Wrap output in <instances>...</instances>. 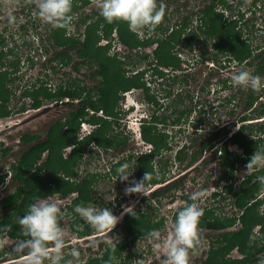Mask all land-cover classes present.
I'll list each match as a JSON object with an SVG mask.
<instances>
[{
  "label": "rangeland",
  "instance_id": "1",
  "mask_svg": "<svg viewBox=\"0 0 264 264\" xmlns=\"http://www.w3.org/2000/svg\"><path fill=\"white\" fill-rule=\"evenodd\" d=\"M209 0H157L158 7L163 5L165 13L163 16L160 25L164 28L165 34L170 32L171 29L175 28V23L180 22L184 17L190 20L183 30L181 38L186 34H190L192 31H197L200 33V30H197V25L200 22L199 16L201 14L200 8L207 4ZM216 5L217 11L222 12L224 17L233 15L234 18L240 14L243 15V18H250L253 21V27H245L243 29V36L252 35L253 43L264 45V27H260L264 20V0H256L255 4L251 3V0H217ZM99 0L87 4L83 7L82 11L88 12L92 8H98ZM226 3H229L231 7H226ZM254 5V8L252 6ZM90 8V9H89ZM236 12H238L236 14ZM236 14V15H234ZM78 14L72 15L71 22L69 27L65 28V37H71V35L76 32H81L83 27L82 25L76 24ZM264 24V23H263ZM50 23L43 20L38 15V9L36 7L35 0H0V34L3 35L7 42V47H11L15 50V53L20 56L19 70L16 73V78L9 83L12 94L9 97V108L14 112L8 118H0V173L5 175L3 183L0 184V197L6 196L11 190H13L15 182L10 181L9 173H6L8 170L9 163L16 160L20 155L23 148L27 145H22L19 142V137L25 132L36 133L40 136V139L46 137V130L49 124L57 118H63L66 116V113L71 108H74L76 99L72 100L71 106L63 104L64 101L56 102L52 99H43L42 108L32 109L29 107V98L22 95V91L26 87H31L32 85L37 86L40 80H45L47 85L51 88H55L59 84H65L70 81H80L81 83L91 86L100 80L94 75L92 76V71L97 69L95 63L87 65L80 63L79 60L75 57L73 49H69L71 56L73 57L72 61L67 65L55 64V61L50 63L47 59L55 52V50H60L59 47H53L50 45L48 38V28ZM128 29L130 30L129 26ZM196 29V30H195ZM132 31V30H130ZM136 38L139 40L153 39L161 36L160 31L144 29L143 32L138 33L132 31ZM70 35V36H68ZM109 40V38H106ZM110 39H115V42H112V46L108 49L106 55L112 56L113 52H119L122 56L129 52V48L118 39L116 33L110 35ZM202 39V38H201ZM181 40V39H180ZM101 41V40H100ZM99 41V42H100ZM104 42V41H101ZM52 46V47H51ZM116 46V47H115ZM156 46V43L151 42L149 45L143 47L142 45L137 46L135 49L131 50L133 54L130 60L127 61L124 66L126 71V76L135 74V72L141 68L143 70L141 81L144 82L143 90L141 88H132L129 91L123 93L120 92L119 99L117 96L116 108L121 107V115H117L120 119L118 120L119 125L110 124L112 128H116L117 131L122 132L123 135H127V142L124 145L122 153L118 150L107 149L104 152L105 161L110 160V158H119L123 156L126 158L127 155L131 154V161H128L127 164L130 168L133 167V161L136 158V154L140 151H144L146 144L141 143L140 140L135 138V132L137 131L136 122L141 116L152 115V120H157L158 118H165L163 123H158L157 128L161 132H168L171 135V138L168 139L171 143V151H160L157 154L158 162L164 164V161L168 159L169 164H171V169L176 172L180 168H184V164H195L199 162L196 167L188 172L189 182L185 179L184 182H181V187L179 189H171L168 192L162 191L163 195L156 198L157 205H153L156 210L149 212L150 214L154 213L153 221L158 220L163 217L165 220L163 222V227L161 231V239H166L168 234L172 231L173 221L170 220L171 214L177 210L180 206H183L186 203L181 195L184 193H194L197 191L204 190L206 192V197L202 200L197 201L199 206L207 208L212 206L216 208L217 213L222 215V219L230 215L240 214L238 209H235L230 195L221 194V198H218L216 206L213 199V174H214V165L210 161H205L209 157V152H205L204 149L197 153L196 158L193 161H189V156L193 153V150H197L196 143L202 138L208 137L212 132L223 126L226 129V132L218 137L217 140H224L225 137H229L230 134H233L238 130V116L242 113H245L243 104L245 101V96L249 92V87H243L238 85H233L232 76L240 71L246 70L253 74L252 66L244 62L237 63L232 59H228L225 56H220L218 60L206 59L201 60L200 52H205L206 47L202 48L199 46H190L184 44L180 41L175 45L172 51L176 54L179 61V68L177 70H171L162 66L163 73L167 72V75H158L154 71V66L152 63H157L155 59L152 58L151 51ZM210 47V45H207ZM146 52L149 54V57L146 59L140 58V52ZM257 51V50H256ZM254 51V52H256ZM149 61L151 62V68L149 69ZM54 66L55 69H52L50 66ZM94 72V71H93ZM255 75V74H253ZM148 89L149 95L153 96L155 102L149 101L145 97V89ZM233 95V96H232ZM232 96V99L230 98ZM230 98L229 100H227ZM64 100V99H63ZM68 102V101H67ZM133 110H126V108H131L134 106ZM264 104V90L260 93V96L254 103V109L260 108ZM73 106V107H72ZM20 107H25L24 111L16 112ZM204 112H198L199 108H202ZM190 110L188 114H185L183 120L180 119V125H173L171 122L172 119L180 113L182 110ZM245 111V112H244ZM249 120L245 121L244 124H249L250 122H256L260 118H256V113L248 110ZM126 114V115H124ZM188 115L192 119L194 116H199L201 120L198 123H195V127L188 125V121H184ZM160 121V120H157ZM196 129V132L193 131ZM176 131H181L180 133ZM200 134V135H197ZM259 134L258 131H254L253 135ZM263 136L264 142V132L260 133ZM178 140V142H177ZM188 145L186 147L185 158L181 162L174 159V152L176 148L182 145ZM194 147H191V145ZM148 145V144H147ZM235 144H229L228 149L235 154H241L242 150L239 146H234ZM10 148L9 152L6 155L1 154V150L4 148ZM68 148L63 150V153H67ZM93 152L88 155L87 149L84 148V155L78 161V172L79 176L82 177H94L92 181V196L101 197L103 203H99L97 207H106L105 204L111 200L114 196H118L121 201V205L124 206H115L111 205L113 213L115 215H120L123 213L124 208L131 205L137 208V199L134 197L133 193H126L125 188L132 186L135 182V172L134 168L131 176L127 181H121L114 177L107 179L106 177L102 178L100 161L98 165L96 159H99L98 153L103 152L101 147L96 148L92 147ZM114 153V156H112ZM109 156H108V155ZM206 155V157H203ZM203 157V158H202ZM45 158V154L41 155V160ZM202 158V159H201ZM100 160V159H99ZM203 162V163H202ZM192 164V165H193ZM167 165V164H166ZM244 166V165H243ZM161 167V166H160ZM186 167V166H185ZM245 167V168H244ZM241 168L242 174H247L246 166ZM240 173V175H241ZM94 174V175H91ZM187 175V176H188ZM240 176H237V180ZM194 184L199 185L200 188L193 191ZM184 187L185 189H183ZM261 187V186H260ZM149 188V186H147ZM163 188V187H160ZM235 189L237 185L235 184ZM146 190V189H145ZM260 190H257V193ZM262 191V190H261ZM161 192V191H160ZM145 193V192H144ZM256 193V194H257ZM131 194V195H129ZM255 194V195H256ZM142 195V194H141ZM177 196V197H176ZM180 196V198H179ZM100 198V199H101ZM68 201V200H66ZM60 205L61 202L57 201ZM87 205H91L88 201ZM85 205V206H87ZM95 206V205H93ZM61 207V206H60ZM214 208H212L214 212ZM63 215L60 223L61 227L65 234V247L63 249L64 254H68L65 257V260L71 261V264H78V262H84L89 256L97 255L101 252L96 248L97 244L103 243V241L108 240L111 233H103L104 235L88 238L82 240L79 238L78 233H75L68 229V225L72 223L74 226L79 228L91 227L86 221H84L77 213H73L74 208L71 207L65 212V209L61 208ZM258 212L262 213L264 210V203L259 204ZM149 211V210H147ZM210 216V214H209ZM207 216V217H209ZM204 216L200 218V221ZM168 226V227H167ZM232 228H237V223L233 225ZM253 237L259 241L264 242V237L258 231V226L254 227L252 230ZM93 233L97 232L94 229ZM217 231L208 230L198 226V243L194 244L193 247L189 250V262L188 264H201L202 260L206 256V251L209 248V241H213ZM6 242L5 248H14L15 240L9 238L6 230L0 231V239ZM79 238V239H78ZM11 239V240H9ZM81 240V241H76ZM92 240V242H90ZM151 248L152 256H147V261L145 264H163V253L154 252V242L149 239L140 238L136 243L130 246H127L123 254H136L142 248ZM51 247V243H50ZM68 247V248H67ZM72 248H77L80 252L79 259H74L71 257L70 252ZM143 250V249H142ZM19 255H27L25 251ZM229 256L240 257V254L236 250L229 252ZM144 258L141 255H136L132 259H125L121 261L120 264H141L140 259ZM12 256L7 251L0 256V264H23V260L18 262H10ZM44 264H49L46 260ZM257 264H264V260H259Z\"/></svg>",
  "mask_w": 264,
  "mask_h": 264
},
{
  "label": "trees",
  "instance_id": "2",
  "mask_svg": "<svg viewBox=\"0 0 264 264\" xmlns=\"http://www.w3.org/2000/svg\"><path fill=\"white\" fill-rule=\"evenodd\" d=\"M95 1L97 0H72L70 15L78 14L76 24L84 26L81 32L78 31L71 37L66 38L65 28H68L69 24L55 28L51 24L49 25V43L53 47H59L60 50H55L47 61L55 60L56 64L67 65L73 59L69 49H73L72 51L80 63L87 65L95 63L98 66L97 69L93 70L94 72L92 71V76L94 77L95 75L100 80L91 86L73 80L65 84H59L54 89L48 86L45 80H40L39 84H36L37 86L25 87L22 91V95L29 98V106L33 108L40 107L43 99L61 101L66 97L68 102H64L65 104H71L74 99H76V103L73 105V110L66 114L63 119L51 124L45 138L40 139L38 134L32 132L22 134L20 141L27 146L22 149L16 160L9 163L8 170H6V173H9V176L15 182L16 187L1 201L0 210L3 213L0 214V225L11 224L12 230L10 232L6 231L7 234L19 237L20 240L25 239L26 236L22 234L20 225L16 221L20 216H23L27 211L28 205L34 202L36 198L53 192L66 194L72 190H77L78 197L75 203L86 205L91 199L88 193V184L85 180L73 183L68 179H64V176L75 174L78 161L84 155V148L90 140L104 147L113 145V143H120L117 141L118 134L115 131L110 132V130L115 129L110 124L115 122L118 126L117 120L112 117L108 119V116L115 114L117 96L120 92L124 93L129 91V89L144 85L141 79L145 68L137 70L135 74L130 76L125 74L126 71L123 65H126L127 61L132 57V49L139 45L145 47L151 42L156 43V46L151 51L152 58L157 62L154 70L158 74H164L158 69V66H166L171 70L180 69L178 58L172 49L180 41L183 42L184 39V44L186 45L206 47L205 52H200L201 60L212 59L216 61L220 56H225L237 63L245 61V63L253 65V74L264 78V45L254 44L252 35L243 36V29L249 26L253 27V21L250 18H243L242 14H240V18L235 16L231 19L233 15L224 17L223 13L218 12L216 8L217 3L221 1L209 0L207 4L200 8V22L196 27L197 30H200V33L192 31L181 38L183 30L190 21L184 17L180 22H176L174 24L175 28L166 34L164 28L159 24L155 30L160 31L161 36L146 40L137 39L136 35L128 29L126 21L114 20L111 23L107 22L100 14V9L98 8H93L88 12L82 11L85 5ZM255 2L256 0H251L252 4H255ZM226 7H231V5L226 3ZM113 33H116L118 39L129 48L127 54L119 56L120 53L116 52L112 56L106 55L110 48L108 46L111 45L110 35H113ZM106 38H109L108 43L99 44L100 40ZM208 44L210 47L207 46ZM174 49L176 50L177 48ZM138 54H140L141 59L149 57L146 52ZM150 63L149 61L147 65H150ZM19 64L20 56L15 53L13 48L7 47L5 37L0 34V118L8 117L14 112L8 105L9 97L12 94L9 83L16 78ZM50 67L55 69L54 66ZM263 90L264 86L260 90H253L249 87V92L245 96L243 104V108L247 112L244 111L245 113L238 116L237 122H240L238 130L223 141L221 152V164L224 169L223 177L231 176L235 161H249L256 149L264 147L263 136L260 135V133L264 132V104L258 110L254 109V103ZM232 96L230 97L231 99ZM145 97L149 101L155 102L153 96L149 95L147 88L145 89ZM87 108H91L94 111H102L105 117H97L94 114L89 115L86 111ZM19 110L24 111L25 107H20ZM248 110L255 112L256 118L263 119L244 124L245 121L250 119ZM189 112L190 110L186 109L180 111L171 122L178 124L180 119ZM86 115H89L90 118H85ZM83 120L98 123L99 126L90 136L79 140L77 131ZM157 120H160L158 122H164L165 118L161 117ZM150 129V126H144L142 136L153 145V151L158 154L163 148H167V135L160 131L152 134ZM223 130V133H225L226 129L224 128ZM254 131H258L259 134L253 135ZM216 136L217 134L214 132L205 140H202L200 145L209 148L210 141ZM229 143H236L242 150V153L235 155L232 160L229 157L231 152L227 148ZM71 145L73 147L70 152L63 156L64 148ZM9 149L8 147L4 148L1 150V154L6 155ZM45 151V158L41 160V155ZM152 155V153L143 154L135 160L134 166L138 169L139 179H142L146 172L151 174V179L148 182L163 179L162 174L156 176L152 172ZM195 155V153L192 154L189 161H193L196 158ZM175 159H178L179 162L184 160L182 150L175 155ZM129 160L130 158L127 159V161ZM168 161L166 159L164 165ZM61 173L65 175H61ZM263 175L264 168L254 171L250 176ZM4 178L5 175L0 173V181L4 180ZM261 185L259 182L252 183L249 181H243L239 185L238 190L234 193L235 206L241 211L239 216L220 220L213 215L210 209H204V217L199 221V225L201 227L222 229V232L217 233L214 240L210 242L206 256L201 264H257L259 260H264V242L255 239L251 235L253 232L252 227L259 225L260 233L264 237V210L260 213L257 209L258 205L264 201V197L257 202L249 203V200L255 197ZM176 186V184L173 185L175 189ZM170 189V187H167L163 192ZM163 192L157 191L156 196L163 194ZM93 201L94 203L97 202L95 199ZM187 201V204L193 202L190 197H187ZM183 207L180 206L173 212L174 218H176L179 210ZM237 220L240 221L241 227L235 230L224 229L233 226ZM163 222V217L153 222L150 214L136 212V215L133 216L126 213L122 221L121 233L119 234L121 242L117 244V247L113 249L109 244H106L105 249L103 246V250L99 254L89 256L85 262H78V264H117V259H121L123 247L128 239L134 241L138 236H146L152 228L161 227ZM91 229V227H88L86 230H81L78 227L77 232L82 235L91 231ZM234 249L238 251L240 257L229 256V252Z\"/></svg>",
  "mask_w": 264,
  "mask_h": 264
},
{
  "label": "clouds",
  "instance_id": "3",
  "mask_svg": "<svg viewBox=\"0 0 264 264\" xmlns=\"http://www.w3.org/2000/svg\"><path fill=\"white\" fill-rule=\"evenodd\" d=\"M35 3L38 15L50 23L52 27H64L71 22L72 0H35ZM98 7L100 14L107 22L111 23L114 20L126 21L130 30L138 33L143 32L144 29L154 30L162 21L165 13L163 5L158 7L157 0H99ZM101 41L99 42L101 45L108 43L106 39ZM113 41L115 42V39H110L111 46ZM151 65L157 66V63H152ZM151 65H148L149 69H152ZM161 67L158 66V69L162 71ZM152 71L154 70L152 69ZM167 72L165 71L164 73L167 75ZM232 83L233 85L260 90L264 86V78L243 70L232 76ZM139 88L142 89L143 87ZM63 99L56 102L68 101L66 97ZM86 111L89 115L97 112L91 108H87ZM86 123L89 122L83 120L80 126ZM229 144L238 146L236 143ZM262 168H264V147L256 149L251 155L246 165V172L251 174L254 170L258 171ZM133 170L134 168H130L127 163L121 164L116 168L117 178L121 181H127ZM150 179L151 174L146 172L142 179L135 181L132 186L126 187L125 192L144 193L146 182ZM258 180L264 185V176H259ZM205 197L206 192L204 190L194 192L191 195L190 199L193 202L179 210L173 223L172 231L166 239H161V231L159 229H152L147 233V239L154 242V252L157 254L163 253V264H188L189 250L194 244L198 243V225L200 218L204 214V209L199 206L197 201ZM74 211L95 231L108 234L124 213L136 215V211L131 205L125 207L124 213L119 216L115 215L109 207H96L93 205L78 204L74 207ZM63 215L60 205L53 199L38 197L28 205L27 211L16 221L20 225L22 234L27 238L18 240L13 248V251L18 255L25 251L27 252L23 264H44L46 260L49 264H71V261L65 260L63 252L65 234L60 223ZM4 230L10 232L12 225H0V231ZM107 242L113 249L117 247V240L114 236L109 235ZM5 244L6 242L0 239V247H4ZM70 255L78 260L80 252L77 248H72Z\"/></svg>",
  "mask_w": 264,
  "mask_h": 264
},
{
  "label": "flooded vegetation",
  "instance_id": "4",
  "mask_svg": "<svg viewBox=\"0 0 264 264\" xmlns=\"http://www.w3.org/2000/svg\"><path fill=\"white\" fill-rule=\"evenodd\" d=\"M252 8H254V5L252 6ZM90 9V8H89ZM92 9V8H91ZM90 9V10H91ZM263 23V22H262ZM259 24V26L262 28V27H264V24ZM53 61H55V60H52V61H50V63H52ZM55 64H56V62H55ZM61 65V64H60ZM52 66V65H51ZM125 93V92H124ZM151 102H153V101H151ZM63 104H65V103H63ZM30 105V104H29ZM65 105H70L71 106V104H65ZM41 106H42V104H41ZM40 106V107H41ZM30 107V106H29ZM73 107V106H72ZM30 108H32V109H37V108H33V107H30ZM135 108V105L134 106H131V108L129 107V108H126V110H125V112L127 111V110H133ZM201 108H199V110H198V112L200 113V112H204V111H202L203 110V107H202V109L200 110ZM71 110H73V108H71L70 110H68V112L66 113V114H68ZM120 110H121V107H118V109L117 110H115L116 112H115V114H112V116H108V119H110L111 117L112 118H115V120H117V123H118V125H119V122H118V120L120 119L117 115H121L122 113L120 112ZM21 110H17V111H15V113L16 112H20ZM96 115L97 117H102L103 118V116H104V113L102 112V111H97V112H93L91 115ZM124 115H126V114H124ZM200 116V115H199ZM199 116H194V117H192V119L191 118H189L190 119V121L188 120V115H187V117H186V119H184V121L186 122V121H188L187 123H188V125L190 124V126H193V127H195L196 128V126H195V123H198V121L199 120H201L200 118H199ZM86 118H90V116L89 115H86ZM59 119H63V118H57V119H55L54 121H53V123L55 122V121H57V120H59ZM153 118H152V115H149V116H141V117H139L138 118V120H137V122H136V127H137V131L135 132V138L137 139V140H140V142L141 143H145L146 144V146H145V150L143 151H140L138 154H136V158H135V160L138 158V157H140L141 155H143V154H148V153H152L153 155H152V159H151V165H152V172H153V174H155L156 176H158L159 174L161 175H163V179L162 180H159V181H154V182H148V183H146V186H145V193H133L134 194V197H136V199H137V208H135L134 210L136 211V212H142V213H146V214H150L149 212H152V211H154V210H156L155 208H154V204L155 205H157V203H156V198L158 197V196H161V195H158V196H156L157 195V191H163L164 189H166L167 187H170L171 189H175L174 187H173V185L174 184H176L177 186H176V189H179L180 187H181V182H184L185 181V179L186 180H188L189 178V175H188V172L190 171V170H192V169H194L195 167H196V165L200 162H196L195 164H193V163H191V164H187L188 162H186L184 165L186 166H184V168L183 169H179V170H176V172H174L172 169H171V164H169L168 165V163L169 162H167V165H164V164H161V163H159L158 161V159H157V154H156V152H154L153 151V145L151 144V143H149V142H147L144 138H143V136H142V131H143V127L145 126V127H148V126H150L151 127V133L152 134H154V132H157V131H160L158 128H157V124L158 123H163V122H158L157 120H152ZM261 119H263V118H260V119H258L257 121H260ZM182 120H183V118H182ZM89 123H86V124H82L81 126H80V128H79V130L77 131V138L79 139V140H82V139H84L85 137H87V136H90L91 134H92V132L93 131H95L97 128H98V126H99V124L98 123H91L90 121H88ZM114 122V121H113ZM52 124V123H51ZM51 124H49V126L47 127V130H46V133H47V131H48V129H49V127L51 126ZM114 125H117L115 122L113 123ZM173 125H180V123H178V124H173ZM224 128H223V126H221L220 128H218L217 130H215L214 132L217 134V136L213 139V140H211L210 141V143H209V148L208 147H202L201 145H200V143L202 142V140H205L207 137H205L204 139H200L197 143H196V147H197V150H193V153L192 154H196L195 156H197V153H200L199 151H201V149H204L205 150V152H209V157L208 158H206L205 159V161L207 162V161H210L211 163H213V165H214V174H213V179H212V183H213V192H212V194L211 195H213V199H214V201H215V206H216V203H217V200H218V198H221L222 196H221V194H228V195H230V199L232 200V204H233V206H234V208L235 209H238L239 211H240V209L238 208V207H236L235 206V203H234V201H235V196H234V193L238 190V188H239V185L243 182V181H249V182H259L260 183V181L258 180V177L259 176H250L251 174H242L241 173V168H243L244 166H246L247 165V163H248V161H246V162H238V161H235L234 163H233V168H232V171H231V176H228V177H223L224 176V174H223V172H224V169H223V166H222V164H221V155H222V145H223V141L226 139V137L224 138V140L222 141V140H217L218 139V137L220 136V135H222V133H223V130ZM113 132V131H115L117 134H118V139H117V141H119L120 143H118V144H116V143H113V145H107L106 147H104V146H101V145H98V144H96L93 140H90V142L86 145V149H87V153H88V155L90 154V152L92 153L93 152V150H90V149H92V147H96V148H99V147H101L102 149H103V152L101 153V151H100V153H98L97 155L99 156V159L97 158L96 159V163L94 164V165H98V163H99V161H100V165H101V163H103L102 164V168H101V175H102V178L103 177H106L107 179H110V178H112V177H114V175H116L117 176V174H116V168L119 166V165H121V164H124V163H127L128 161H127V159L128 158H130V160L129 161H131V158H132V155L131 154H129V155H127L126 156V158H123V156H121V157H119V158H115V159H113V158H110V160H109V162L108 161H105V158H104V152L105 151H107V149H113V150H115L116 148V150H118V151H120L121 153H122V151H123V148H124V145L126 144V142H127V135H123L122 136V132L121 131H117L116 130V128L115 129H113V130H110V132ZM193 131H195L196 132V129H194ZM161 132V131H160ZM176 132H178V133H180L181 131H176ZM214 132H212L211 134H213ZM25 133H28V132H25ZM163 134H165V135H167V137H166V144H167V148H163L161 151H171V143H170V141H168V139L169 138H171V135L170 134H168V132L166 131V133L165 132H162ZM24 134V133H23ZM220 134V135H219ZM224 134V133H223ZM197 135H200V134H197ZM210 136V135H209ZM19 142H21L20 141V137H19ZM177 142H178V140H177ZM21 144L22 145H24V143H22L21 142ZM148 144V145H147ZM26 145V144H25ZM188 146H189V144L188 145H182V146H180V147H178V148H176V150H175V152H174V159H175V155L180 151V150H182V153H183V157L185 158V152H184V150H185V148L187 147L188 148ZM72 145L71 146H69V147H65L64 149H66V148H68L67 150H68V152L67 153H65L66 152V150H65V152L63 153V156H66L69 152H70V150L72 149ZM191 147H194V145H191ZM105 150V151H104ZM215 151V152H214ZM229 151V150H228ZM231 152V154L229 155V157L231 158V160L232 159H234L235 158V155H238V154H235V153H233L232 151H230ZM84 153V152H83ZM160 153V152H159ZM43 154H45L46 155V151L43 153ZM191 154V155H192ZM108 155V154H107ZM109 156V155H108ZM112 156H114V153H112ZM191 156H189V158H190ZM203 157H206V155H204ZM202 157V158H203ZM201 158V159H202ZM135 160L133 161V167L136 169V172H135V181H139L140 179L138 178V169H137V167H135L134 166V162H135ZM177 161H178V159H177ZM203 163V162H202ZM193 164V165H192ZM244 165V166H243ZM161 166V167H160ZM9 167V166H8ZM245 168V167H244ZM78 170V165L76 166V171ZM75 171V174L74 175H72V176H67V175H65V174H63V173H61V175H65L64 176V179H68L70 182H73V183H78V182H81V181H83V180H85L86 182H87V184H88V193H89V196H90V200H89V202H90V204L91 205H95L96 207H97V205L100 203H103L102 202V198L100 199L99 197H94V196H92V189H91V186H92V181L95 179L94 177H98V175H95V176H92V177H82V176H79L78 175V172H76ZM240 173H241V175H240ZM91 175H94V174H91ZM188 175V176H187ZM237 176H240L239 178H238V180H237ZM264 176V175H263ZM10 177V181H12L13 182V180H12V178H11V176H9ZM190 180V179H189ZM189 180H188V182H189ZM1 183H3V180H1L0 181V184ZM235 184L237 185V189H235L234 187H235ZM193 186H194V188H193V191H191V192H194V191H196V189H199L200 188V186L199 185H194V184H192ZM147 186H149V188H147ZM15 187H16V184L14 185V188L13 189H15ZM160 187H163V188H160ZM183 189H185L184 187H182ZM170 189V190H171ZM180 190V189H179ZM259 192L255 195V197L254 198H252V199H250L249 200V203H252V202H257L259 199H262L263 197H264V185H261V187L259 188ZM262 190V191H261ZM13 190H11L10 192H12ZM169 191V190H168ZM167 191V192H168ZM9 192V193H10ZM166 192V191H165ZM8 193V194H9ZM7 194V195H8ZM142 194V195H141ZM6 195V196H7ZM129 195H131V194H129ZM163 195V194H162ZM191 195H192V193H184V194H182L181 196L184 198V199H186V203L183 205V206H185L187 203H188V201H187V197H191ZM5 196H2V197H0V205H1V201H2V199L4 198ZM78 197V191L77 190H72V191H70V192H68V193H66V194H63V193H61V192H53V193H49V194H47V195H45V196H42V198H48V199H53V200H55V201H59V202H61V204H60V206H61V208L63 207L64 209H65V212H67L68 211V209H70L71 207H75L76 205H78V203H75L76 202V198ZM177 197V196H176ZM179 198H180V196H179ZM97 200V202H95L94 203V201L93 200ZM66 200H68V201H66ZM198 203V202H197ZM262 204L264 203V201H262L261 202ZM260 203V204H261ZM112 204H114L115 206H118V207H122V206H124L123 204L121 205V201H120V198L118 197V196H116L115 194H114V196H113V198L111 199V200H109L108 202H106V204H105V206L106 207H111V205ZM87 205V204H86ZM208 209H210V211H212L213 209L212 208H214V207H212V206H208L207 207ZM1 209V208H0ZM205 209V208H204ZM147 210H149V211H147ZM112 211H113V209H112ZM155 212V211H154ZM263 212V211H262ZM3 213V211L2 210H0V214H2ZM73 213H75V212H72L71 214H73ZM123 213H124V211H123ZM212 213H213V215L215 216V217H217V218H219L220 220H223L221 217H222V215L220 214V213H217V211H216V208H214V212L212 211ZM126 213H124L123 215H122V217H121V219L119 220V222L115 225V227L112 229V231L110 232L112 235L111 236H114L115 238H116V240H117V244L118 243H120L121 242V237L119 236V234L121 233V226H122V221H123V218H124V215H125ZM240 214H241V211H240ZM240 214H237L236 216H239ZM64 215H65V213H64ZM121 215V214H120ZM151 215V217H152V221H153V217H154V213L153 214H150ZM173 215H174V213H172L171 214V218H170V220H172L173 222L175 221V218L173 217ZM119 216V215H118ZM230 217H235V215H230V216H227L226 218H230ZM159 220V219H158ZM165 220V219H164ZM157 221V220H156ZM153 222H155V221H153ZM236 223H237V228H239V227H241V223H240V221H236ZM198 226H200V225H198ZM256 226H258V231L260 232V230H259V228H260V226L259 225H255L254 227H256ZM163 227V224H162V226L161 227H155V228H152V229H161ZM168 227V226H167ZM201 227V226H200ZM233 226H231V227H228V228H224V229H226V230H235V229H237V228H232ZM254 227H252V230L254 229ZM77 228L78 227H76V226H74L72 223H70V225H68V229H70L71 231H73V232H75V233H78L77 232ZM88 228V227H87ZM87 228H82L81 230H86ZM92 228V227H91ZM201 228H205V229H208V230H215V231H217V233H221L222 232V229H215V228H212V227H206V226H202ZM151 229V230H152ZM92 230H93V228L91 229V231H89V232H87V233H83V235L82 236H79V238L80 239H82V240H85V239H88V238H95V237H98V236H101V235H104L103 233H100V232H95V233H93L92 232ZM8 235V234H7ZM252 236H253V234H251ZM9 236V235H8ZM9 238H12V239H14L15 240V242H17L18 240H20V238L19 237H13V236H10ZM27 237H25V239H26ZM78 238V239H79ZM140 238H142V239H147V235L146 236H138V237H136V239L133 241V240H130V239H128V241H127V243L125 244V246L123 247V250H122V257H121V259H117V264H120L121 263V261H123V260H125V259H127V260H129V259H132V258H134L136 255L138 256V255H141V257L142 256H144V258H142V259H140V261H141V264H145V261H147V256L146 255H150V256H152L153 254H152V252H150L151 251V248L149 249V248H146V246H145V248H142L139 252H136V254H123V252H124V250L126 249V247L127 246H130L131 244L133 245L134 243H136ZM2 239H3V237H2ZM9 240H11V239H9ZM76 241H81V240H76ZM108 240H105V241H103V243H101V244H97L96 245V248H98L100 251H102L103 250V246H104V249H105V246H106V244H108V242H107ZM90 242H92V240H90ZM210 242L211 241H209V245H210ZM99 247H101V248H99ZM68 248V247H67ZM235 250V249H234ZM9 252L10 253V255L12 256V259L10 260V262L12 261H14V262H18V261H20V260H23L24 258H25V256L24 255H18V254H16L14 251H13V248H5V247H0V256L3 254V253H5V252ZM237 251V250H236ZM238 252V251H237ZM100 253V252H99ZM98 253V254H99ZM66 255H68V254H64V257H66ZM126 256H128V257H126ZM126 257V258H125ZM87 260V259H86ZM85 262V261H84Z\"/></svg>",
  "mask_w": 264,
  "mask_h": 264
},
{
  "label": "water",
  "instance_id": "5",
  "mask_svg": "<svg viewBox=\"0 0 264 264\" xmlns=\"http://www.w3.org/2000/svg\"><path fill=\"white\" fill-rule=\"evenodd\" d=\"M42 108V107H41ZM37 109H39V108H37ZM40 110V109H39ZM9 117V116H8ZM8 117H3V118H8Z\"/></svg>",
  "mask_w": 264,
  "mask_h": 264
}]
</instances>
